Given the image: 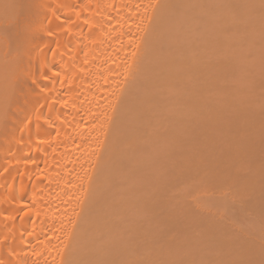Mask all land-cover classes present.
<instances>
[{
	"label": "bare ground",
	"instance_id": "bare-ground-1",
	"mask_svg": "<svg viewBox=\"0 0 264 264\" xmlns=\"http://www.w3.org/2000/svg\"><path fill=\"white\" fill-rule=\"evenodd\" d=\"M188 1L0 0V264H91L113 251L102 238L123 209L118 174L160 119L133 134L128 113L148 116L152 89L171 75V49L156 59Z\"/></svg>",
	"mask_w": 264,
	"mask_h": 264
},
{
	"label": "rangeland",
	"instance_id": "rangeland-1",
	"mask_svg": "<svg viewBox=\"0 0 264 264\" xmlns=\"http://www.w3.org/2000/svg\"><path fill=\"white\" fill-rule=\"evenodd\" d=\"M183 12L165 27L156 59L173 49L167 69L182 66L152 89L148 116L128 113L133 134L158 124L138 140L143 157L132 154L128 174L116 176L128 189L115 196L112 187L123 209L110 207L119 222L106 215L102 239L114 252L103 253L99 233L95 252L110 264H264V0H189Z\"/></svg>",
	"mask_w": 264,
	"mask_h": 264
}]
</instances>
